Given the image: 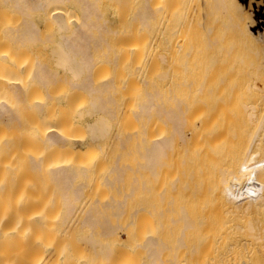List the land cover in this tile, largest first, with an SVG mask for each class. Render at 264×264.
Here are the masks:
<instances>
[{
  "label": "rangeland",
  "instance_id": "rangeland-1",
  "mask_svg": "<svg viewBox=\"0 0 264 264\" xmlns=\"http://www.w3.org/2000/svg\"><path fill=\"white\" fill-rule=\"evenodd\" d=\"M93 1L96 0H91V3ZM117 1L99 0L100 10H97L98 14H93L95 19L100 18L98 21L101 24L106 23V26L103 25L106 30L102 34L106 35L102 39H107L105 48L98 50L95 57L110 56L109 62H103L97 68L94 79L97 84L109 79L117 87L114 97L118 105L117 115L115 120H110L113 135L101 152L99 149L90 151L87 135L77 115L88 107L86 98L76 99L66 107L56 106L50 101L46 109L44 90L47 86L33 79V74L37 69L51 65L48 50L40 43L31 46L27 43L26 47H22L18 41L15 45L18 38L10 29L16 30L15 27L18 28L28 14L23 16L15 7L17 11L12 10L11 1L7 0L6 4V0L4 3L0 0V101L6 99L12 111L9 117L0 119V178H3L0 180L4 191H11L12 194L8 195L25 196L26 202L20 201L21 204L27 206L29 202L27 207L31 206L30 210L35 208L34 212L39 211V215H44V219L36 223L37 233L33 241L37 264H152L144 244L146 237L150 236L160 241L159 258L163 264H242L244 261L264 264V247H261L258 239L260 224L264 223V214L261 215L264 204H252L250 207L247 204H223L218 174L222 163L221 153L212 151V147L206 144L201 150L205 153L196 156L191 145L177 146L176 138L174 145L176 142L177 147L174 146L167 156L158 158L156 163L148 157V149L156 138L171 134L176 137L172 132L173 127H169L171 123L166 125V117H162L158 110H161V106L175 108L173 103L176 100L172 97H176V83L181 87L176 81L181 83L182 75L193 77L191 81L196 83L190 105L191 111L201 119L197 127L200 128L202 124L207 126L214 121L218 101L207 90L209 78L215 75L212 70L214 53L230 58L232 52L234 60H240L242 10L257 22L259 11L264 10V0H253L251 5L249 0H226V9L217 11L216 15H212L213 0H193L194 20L190 26L184 27L183 24L188 15L179 17L167 13L162 14L151 28L143 27V30L136 11L133 13L132 5L128 4L131 0H124L123 4ZM151 2L154 4L155 0ZM77 5L76 0L64 3L66 14L71 15L69 19L76 18L80 22L83 8L80 10V2L79 8ZM29 16L32 18L29 17V20L37 21L34 22L41 41L44 42L48 35L46 39L52 38L54 28L47 14L42 17L43 13L32 12ZM94 31L92 38L96 34ZM213 31L219 41L213 40ZM99 33L96 36H100ZM184 43L189 49L184 58L187 66H182L178 54ZM9 47L10 52L6 51ZM5 53H14L17 59L9 57V61L2 60L1 56H5ZM5 65L13 70L10 67L11 71L9 68L7 70ZM14 70L16 73H13ZM11 80L23 86V93L13 96L8 89L13 83ZM200 83L202 88L198 89ZM151 94L158 95L155 107H159L144 116L143 109H139L147 104ZM37 101L43 104L40 109L36 106ZM52 129L64 134L67 142H72L50 146L45 140ZM204 135L207 136V133ZM216 150L220 149L217 147ZM47 163L51 169L53 166L71 165L76 176L75 183L71 185L79 187L86 184L84 198L74 203L71 216L64 203L65 192L52 180ZM85 170L87 173H84ZM118 174L121 176L120 182L109 186L107 180H113ZM17 186L20 188L13 193ZM26 186L33 190L25 189ZM94 205L99 211L93 210ZM95 211H98L97 215ZM89 213L101 218L104 213L110 224L122 227L121 232L118 231L119 234L108 241L111 254L106 259L99 249L92 248L86 242V238L92 235V230L84 226V219ZM115 214L117 217L113 216ZM98 236L95 238L99 239ZM28 240L30 243L31 239ZM27 243L26 248L32 244ZM22 245L16 244L18 248ZM23 246L22 250L25 244ZM12 247H15L14 244ZM17 247L20 256L22 250L19 252ZM29 248L31 252V245ZM26 252H22L25 258L30 254L28 250Z\"/></svg>",
  "mask_w": 264,
  "mask_h": 264
},
{
  "label": "bare ground",
  "instance_id": "bare-ground-1",
  "mask_svg": "<svg viewBox=\"0 0 264 264\" xmlns=\"http://www.w3.org/2000/svg\"><path fill=\"white\" fill-rule=\"evenodd\" d=\"M4 1L5 0H3V3ZM8 1L12 2L11 7H13L12 9L13 11L19 10V12L21 11L20 13H23V16L28 14L27 15L28 17L25 16L27 17L26 20L24 19L25 22H23L24 20L22 21L23 25L21 22L18 28L15 27L16 30L10 29L13 30V35L15 34L16 35L15 37L18 38L15 41L16 43L15 42L13 43L17 45V42L19 41L22 47L23 46L26 47L27 43L28 44L30 43V46L31 44L36 45L37 43L44 44L45 48L48 50L49 53V57H48L49 62L53 65L54 69L56 70V73H54L55 70L52 72L54 73L52 77L61 76L62 77L61 82H63V85H65V87H68L70 91L75 90L77 92L78 90H80V92L79 91L78 92L82 94L83 91L85 94H88V92L89 94L93 92L94 98L96 99L92 98L93 101L92 100L90 101L88 107L87 108L84 107L85 109L81 110V112L79 111L80 113H78L77 115L78 117H80L79 119L82 120L87 118L92 119L90 122H87L84 125V131L87 135L89 148L90 151L99 149L102 152L104 144L107 142V140L110 138L112 134V125L110 123V120H114L113 119L114 112L112 110L113 107L112 108L110 107L111 105H113L112 102L114 101L113 99H111V101L109 102L111 95H109L110 96L109 97L107 96V94H105V96H107L106 98L109 100H105L100 97L102 93L103 95L105 93L104 89L106 87V84L102 85L103 82L100 83L102 86L100 85L101 86L100 87L98 85L99 89L96 88L95 85H94L95 87L92 85L93 80L91 75L93 74V68H95L93 66L95 64L92 63V60L94 55L93 51H95L96 49H93V51L90 53V50L88 48L87 49H84L83 47H82L83 49L80 48V46H82L83 43L86 44L88 42H91L93 44L94 42H96L95 45L97 46V50H96L97 52L98 49L100 47L102 48L103 44L107 42L106 41L107 39L105 40L102 39L103 36L106 35V33L102 35L103 32L106 30L105 27L106 23L101 24L102 22L100 23V21H98V19L100 18L96 17L97 19H95L94 18L95 15L93 16V14L96 13L98 14L97 10L98 11L100 10L98 9L99 6L97 3L99 2V0L93 1L92 3L91 0L90 1L76 0L78 3L77 7L79 8V2H80V10H82L81 8H83L82 10L83 13L81 14L83 16L79 15L81 16V18H83L82 21L80 20V22L76 21L75 20L76 18L74 17L73 20L69 19L71 15L68 16L65 11L66 8L64 7V3H68L73 0H8ZM118 1L117 3H119ZM122 1L124 0H120V2ZM239 1H243V0H239ZM249 2L248 3L251 5V2H253V0H249ZM7 3L8 2L6 0V4ZM129 3L132 5L133 13L135 10L138 18L140 19L139 20L141 24L140 27L142 26V30L143 27L144 29L151 28L154 25V22L158 20L160 16H162V14L165 15L167 13L179 17L188 15L189 20L186 18V20L183 23L184 27L190 26L194 20V17L192 15L193 0H155L154 4L151 2V0H131L130 2H128V4ZM225 3L226 0H213L212 15L213 14L216 15L217 11H224L226 9ZM56 4L57 5L59 4L61 7L55 6ZM81 4H83V6ZM125 5H127L126 2ZM123 6L124 5H122V7ZM14 7L17 10L14 9ZM50 7H52L51 8L52 11L50 10ZM119 8L122 10L120 6ZM48 10L50 11L52 17L50 16ZM29 12L43 13L44 16L42 17H45V14H47V18L51 20L50 21L52 23L51 25L54 28V32L51 36L52 38L55 37V39L54 38L52 39L51 37L46 39L47 37H49V35L45 36L44 42L39 39L38 37L39 29L35 24V22L37 21L31 20L32 18L31 16H29L31 15V13L29 14ZM92 16L95 19V21H93ZM29 17L31 18L30 20ZM136 17L135 19L138 21ZM251 18L252 16L250 17L248 15V12L244 11L243 9L242 21L240 24L241 50L239 57L240 60L238 62L234 60L233 58L234 54H232V52L230 54V58H228V56L225 54L218 56L217 52L214 53L212 70L215 75H213L212 78H209L208 86H207L208 92H212L215 96V101H218L216 103L215 114L213 115L215 116L213 119L214 121L208 123L207 126H205V124H202L200 128L197 127L198 122L199 120L201 121V119H198L195 116V114L191 111L192 106L190 105V98L193 94L192 91L196 83L194 81H191L193 77L180 75L181 83L179 80H177L176 82H179V84H181V87H179V85L176 83L177 85V92L175 91L176 97L175 98L172 97L173 99L176 100L175 103L172 102L173 107L175 106V108H169L170 106L168 107L166 106L167 108H162L163 106H161V110H158V112L160 111V115L162 117L163 115L164 118L166 117V120L168 122H166V120L163 119V121L165 120L164 121L165 124L166 125L168 123L172 124V125L169 124V127L170 128L173 127L172 132L176 137H173L171 134L167 137L164 135L165 138H163L164 137L163 136L162 137L163 139L161 137L156 138L155 140L157 139L159 140L157 141L154 140L153 144H151V147L148 149V157L155 161L158 158H161L162 156H167V154L170 153V150L174 146H176V142L174 145V139L176 140V138H177V146L184 147L191 145L194 148V155L196 156L205 153L204 151L201 150L204 149V146L206 144H208V146L210 145L212 147V151L215 150V152L221 153L222 163H221V169L220 170L218 169L219 170L218 174L220 177L219 178L220 187L223 193V204H247L248 207H250L252 204H264V10L259 11L257 22L252 21ZM134 24L136 25V23H133V25ZM102 28L104 29L101 30ZM18 29L19 31H17ZM184 29L185 28L181 30ZM92 30L94 31V33H96L93 34L96 37V39L95 37L92 38L93 37ZM99 30L101 34L99 33ZM16 31L18 32V34ZM97 33H99L100 36H96ZM9 34H11V32H9ZM110 34L112 33L110 32ZM6 35H7V30H6ZM216 35L217 34L213 31V40L219 41L218 39L219 37H217ZM9 37L8 38L10 39V41H12L10 35ZM90 37L92 39H90ZM97 37L98 38L100 37L98 39L99 41H96ZM12 39L15 40L14 36ZM23 40H25L26 45L23 44ZM100 42L103 44L100 45L101 44ZM6 43L4 42V44ZM87 46H90V44L86 45V47ZM185 46H186L185 43L183 44V46L181 45L179 49L180 53H178L180 56L179 61L181 62L182 66H187L188 64L186 63L184 58L186 57L187 51L189 49L186 48ZM10 47L9 50L6 51L10 52ZM93 47L96 48L94 44ZM14 53H9V55L5 53V56H1L2 60L6 59V61L7 60L9 61V57L10 59L12 57H15L13 55ZM15 59L17 58L15 57ZM7 66L8 65H5V68ZM9 67H7L6 69L8 70ZM47 67H48L47 65L41 67L40 69H37L33 74V79H36L39 83L43 84L44 86H47L50 80L57 79V77L52 78L50 80L48 79V83H47V78H48V75L46 74L48 73ZM10 68L9 71H11L12 69ZM48 71L51 74L50 69ZM13 73H16L15 70ZM58 78L59 80L61 79L60 77ZM165 78L168 77L166 76ZM108 80L107 83H110ZM84 81L89 82L93 86V88L91 85H89V83L88 84L84 83ZM103 81L104 83L106 82L105 80ZM11 82L13 83H10V87L8 86L9 88L6 87V91H8L7 90L8 88L12 92L13 96H18L21 93H23L24 88L22 85H20L19 83H15V80L14 81L11 80ZM211 86H213V89H211ZM107 88L105 90H107ZM201 88H202V83L198 85V89ZM62 89L64 90V87ZM98 90L99 92L102 91L101 95L99 93V98L98 96L95 97V95H98ZM94 92H96V94ZM110 92L111 91L108 92L107 90L106 93L109 94ZM1 94L3 95V93ZM89 94H88V96H90L89 98L93 97L91 96L93 94L91 95ZM156 95H152V94L149 95L148 97L149 100L147 99L146 102L147 104H145V106L142 104L143 108L141 107V109H139V110L143 109L142 111L145 113L144 116L146 115L148 116V114L154 111V108L159 107V105L158 106L156 105L155 107V104L157 103V99H159L158 95L157 96ZM5 100L0 101V119L9 117L12 112L10 107L11 105L9 106V104L6 103ZM42 105L43 104L40 101L39 102L37 101L36 106L38 109H40ZM138 116H141V114H138ZM78 117L76 116V118ZM235 128L237 130H234ZM205 132L207 133V136L204 135ZM66 136L68 137V135ZM71 138L72 137H69V139ZM46 139L47 140L45 141H47V143L50 146H54V145L59 146L64 143L66 145V143L69 142V141L67 142V138L65 137V135L60 134L56 129L50 130L48 134H46ZM71 142L72 141H70L69 144ZM217 147L220 150H216ZM156 162L157 161H155V163ZM50 164L52 166V163ZM48 166L49 163H47L46 167ZM118 167L119 166L117 165L116 167L117 170ZM73 169L71 165L70 166L62 165V166H58L57 168H54L53 166L52 169L50 168V166L48 167V170H50L53 176L52 180L59 186V188L61 187V190L63 189V191L65 192L63 195L64 196L63 199L65 201L64 203L66 204L65 206H67L68 208L67 211H69L70 216L74 210L73 209L74 203L82 201V199L84 198L83 190L86 185L84 184V186H82L83 184L81 183L82 185H80L79 187L72 186L73 183H75L73 181L74 178L76 177L73 175L75 173ZM78 173H80V169ZM84 173H87L86 170L84 171ZM119 174L117 177L114 176L115 178L113 180L111 179V181L108 179L107 180L108 185L110 184L112 186L113 185L115 186L116 183H119L121 180V176H120L121 174L120 175ZM88 176L89 175L85 177L86 181ZM1 184L2 181L0 180V264H37L36 255H35L36 247H34L35 244L33 241H35L34 238L37 233L36 223L39 220L44 219V215L43 213H42L43 216L39 215L38 214L39 211L34 212L35 208H32L33 211L30 210L31 206L30 208H28L29 202L27 204L28 207L23 206L20 201L24 202L25 196H23L24 198L21 196L18 197L16 195L14 197L13 196L11 197V195H8V193L12 194L11 191L9 190L4 191L5 188L2 187ZM18 188H20V186L14 188L13 193H16L15 190L18 191ZM25 189L30 190L32 188L30 187L27 188L26 186ZM21 190H19V193L22 194ZM4 192L7 193L4 194ZM23 193L25 194V190L23 191ZM26 194L28 196L27 191ZM92 208L93 210L99 209L96 208L95 205ZM108 209L112 210L111 208ZM114 209L116 210V208ZM98 211H95L96 215ZM263 214L264 213H261V215ZM92 215H90L89 213V215L86 216V218L84 219L85 220L84 226L91 229L92 232L96 230L99 231L98 233L91 232L92 235H90L89 238H86V242L92 248L99 249L102 257L106 259L111 254V247L108 241L116 237L119 234L118 231L121 232L120 230H122L121 229L122 227L120 228L121 225L116 227L112 225L113 223L110 224L109 222L110 220L109 218H107L108 216H106V218L108 219L107 220L104 216V213L102 216L103 218H101L100 216H96L95 213L93 216ZM106 215H108V213ZM113 216L117 217L116 214ZM111 220L113 221V219ZM96 235H99L100 238L99 239L95 238ZM101 238L103 241L101 240ZM146 238L147 239H145L144 244H145V249L148 252L147 254L149 260L152 261V264H163V262L159 258L160 241L155 236L153 237L150 236ZM28 239H31L32 244H30L31 242L29 243ZM258 239L261 242V247L263 248L264 223L262 222L259 227ZM16 240H20V242L22 243L25 242L24 243L26 249V250L24 249L25 251L22 250L24 248L23 246L24 244L22 245V243H19V241ZM14 241L16 242L14 243ZM17 243L18 245H22V246L18 248L16 246ZM26 243L31 245V249H32L31 252H29L30 248L27 249L28 247H30V245L29 246L27 245L26 248ZM11 244L12 246L14 244V246L18 248L19 252L20 250H22V252L24 253L28 250V252L30 253L29 256L25 258L26 255L20 252L21 253L20 254L21 257H20L18 251H16V248L12 247ZM11 250L14 251H12L11 253ZM16 253L18 255H16ZM242 264H248V263L244 261V263Z\"/></svg>",
  "mask_w": 264,
  "mask_h": 264
},
{
  "label": "crops",
  "instance_id": "crops-1",
  "mask_svg": "<svg viewBox=\"0 0 264 264\" xmlns=\"http://www.w3.org/2000/svg\"><path fill=\"white\" fill-rule=\"evenodd\" d=\"M95 43L96 42H94L93 44H94V46L96 47V48H94L93 47V44L91 43V42H88V43H83L82 44V46H80V48H84V49H89L90 50V53L93 51V49H96L97 50V46L95 45ZM101 43V42H100ZM90 44V46H91V44H92V48L90 47V46H87L86 47V45H89ZM103 43H101L100 45H102ZM98 45V44H97ZM105 45H106V43H104L103 44V46H102V48L100 47L98 50H100V49H104L105 48ZM99 47V46H98ZM82 48V49H83ZM110 47H107V49H109ZM96 50L95 51H93L94 53V55H95V53H97L96 52ZM93 55V60H92V63L93 64H95V65H93L95 68H93V74L91 75V77H92V80H93V82H92V85L94 86H96V88H98L99 89V87H98V85L100 86L101 84H97L96 83V81H95V79H94V74H95V71L97 70V68L103 63V62H109L110 61V56L109 55H105V56H102V57H99V58H96L95 56ZM40 66V65H39ZM38 66V67H39ZM47 69L49 70L50 69V71H51V74L49 73V71L47 70V72L48 73H46L47 75H48V78H47V83H48V79L50 80V79H52V78H56L57 76H54V77H52V75L54 74V73H56V70L54 69V67H53V65L51 64H47ZM50 66V67H49ZM55 70V71H54ZM54 71V73H52ZM51 75V76H50ZM58 77H60L61 79L59 80V78ZM57 77V79H52V80H50L49 81V84H47V87H46V89L44 90L45 91V96H46V100H47V105H46V109L49 107V105H50V101H52V102H54L55 104L54 105H56V106H61V107H66V106H68L71 102H73L74 100H76V99H80V98H86L88 101H89V103H90V101L92 100V98H94V94H93V92L92 93H90L89 94V92H88V94L89 95H91V94H93V95H91V96H93V97H91V98H89L90 96H88V94H85L84 93V91H83V94L82 93H79L80 92V90H78L77 92L74 90V91H70V89H68V87H65V85H63V82H61V80H62V77L61 76H58ZM90 77V78H91ZM88 80H91V79H88ZM87 80V81H88ZM87 81H84V83H89V82H87ZM61 82V83H60ZM104 83V82H103ZM102 83V85H105V84H103ZM113 84V85H112ZM89 85H91L90 83H89ZM91 85V86H92ZM101 85V86H102ZM90 86V87H91ZM93 86H92V88H93ZM94 86V87H95ZM100 86V87H101ZM107 86H108V88H107ZM64 87V90L62 89ZM107 88V90H108V92L109 91H111L109 94L108 93H106L107 92V90H105ZM105 89H104V91H105V93H104V95H103V93H102V91L101 92H99V90H98V95H95V97H97L98 96V98H99V93H100V95H101V93H102V95L100 96L102 99H105V100H109V99H107L106 97L107 96H109V95H111V98H110V100H109V102L111 101V99H113V101L114 102H112V104L113 105H111V107L110 108H112V110H113V112H114V120L116 119V115H117V107H118V105H117V101H116V99L114 98L115 96H116V94H117V87H116V85H115V82L114 81H112V82H110V83H107L106 82V87H105ZM101 90V89H100ZM81 91V92H82ZM94 91H96V90H94ZM103 91V92H104ZM75 93V94H74ZM77 93V94H76ZM95 94H96V92H94ZM82 94V95H81ZM105 94H107V96H105ZM58 95L61 97V98H59L58 97ZM104 96H105V98H104ZM110 97V96H109ZM61 99V101L59 102V100ZM94 99H96V98H94ZM67 102H66V101ZM104 100V101H105ZM93 101V100H92ZM103 101V100H102ZM106 102V101H105ZM108 102V101H107ZM80 118V117H79ZM79 121H81V124L83 125V127H84V125H85V123H87V122H90L91 121V119H89V118H87V119H79ZM113 121V120H112ZM84 122V123H83ZM112 135H113V133L111 134V136L110 137H112ZM109 140V139H108ZM107 140V141H108ZM107 143V142H106ZM118 161H120V158H118L117 159V162ZM119 163V162H118ZM120 165V164H119Z\"/></svg>",
  "mask_w": 264,
  "mask_h": 264
}]
</instances>
